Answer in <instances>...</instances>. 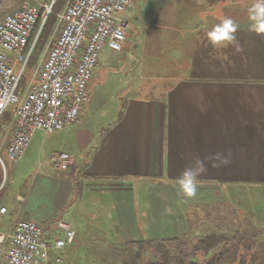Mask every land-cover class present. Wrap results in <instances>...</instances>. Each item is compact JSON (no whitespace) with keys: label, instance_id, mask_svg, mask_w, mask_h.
<instances>
[{"label":"crops","instance_id":"obj_1","mask_svg":"<svg viewBox=\"0 0 264 264\" xmlns=\"http://www.w3.org/2000/svg\"><path fill=\"white\" fill-rule=\"evenodd\" d=\"M184 3L176 14L173 0H134L122 49L106 48L93 74L128 65L141 47L133 95L95 144L82 122L89 99L65 130L35 133L14 163L29 169L13 184L4 179L1 231L33 219L58 235L65 220L76 234L61 264H119L116 247L206 235L238 218L264 232V0ZM225 20L232 39L214 45L210 33ZM59 151L72 156L68 170L49 162ZM196 157L207 170L187 197L178 178Z\"/></svg>","mask_w":264,"mask_h":264},{"label":"built area","instance_id":"obj_2","mask_svg":"<svg viewBox=\"0 0 264 264\" xmlns=\"http://www.w3.org/2000/svg\"><path fill=\"white\" fill-rule=\"evenodd\" d=\"M54 1L27 0L0 15V118L7 109L12 110L6 148L12 163L23 158L37 131L55 133L79 120L100 55L106 48L122 49L129 22L120 14L134 5V0H69L58 14L57 34L18 94L19 80ZM18 65L19 72L15 70ZM49 162L55 169L68 170L72 156L54 152ZM0 163L5 170L1 156ZM56 225L58 235L33 219L17 221L9 231L0 230V262L61 264L76 233L65 220H57Z\"/></svg>","mask_w":264,"mask_h":264},{"label":"rangeland","instance_id":"obj_3","mask_svg":"<svg viewBox=\"0 0 264 264\" xmlns=\"http://www.w3.org/2000/svg\"><path fill=\"white\" fill-rule=\"evenodd\" d=\"M25 1L27 0H0V15H4L16 8H19ZM30 2L38 3L39 0H30ZM173 2L176 4L172 8V12L176 14L184 12L183 7L185 5V0H173ZM177 2H181V5H178ZM120 15L127 16V13L122 12ZM56 34L57 31L53 32L52 38ZM142 57L143 49L141 47H135L128 54L130 65L119 63L112 69L103 68V70L99 74H96L91 80L88 86L89 101L85 104L84 113L82 114V122L85 123L83 129L86 131L87 135L90 136L91 143H97L106 127H108L117 118V115L122 109V106L124 105L126 99L133 95L132 84L130 82L128 83V80L133 74L137 73L135 67L136 64L142 59ZM105 58V54L100 55L99 59L103 62V64L107 62ZM131 69L133 71H131ZM15 70L19 72L20 66H15ZM34 70L30 69V65L28 64L24 72V74L27 75L28 81L31 79ZM10 139L11 132L7 128H5L2 119H0V156L5 163L4 179H9V183L13 184L17 181L16 177L18 175L24 174L25 171H27L29 168L28 166H25V164L15 165L7 158L6 148ZM236 213H233L232 215L237 217L240 216V214ZM236 221L237 222L235 223L233 222L228 224V226L226 225L227 227L225 228L222 227L215 230L216 233L224 232V234L227 236L228 248L230 249L228 260H230V263H237L241 259L250 261L251 256H254V261L256 264H264V232L256 231L248 223L243 221L242 218H238L236 219ZM205 230L209 231L213 230V228L211 229L210 227H208L207 229L205 228L204 231ZM203 235L204 233L202 232L197 234V236L195 235L186 238H180L184 242L181 247H183L185 251L186 258L200 260L208 256L207 253H204L202 250L195 246V241L196 239H198V236L202 237ZM178 243V241H171L168 244L176 250L177 247H179ZM220 246H222V244L215 247L213 250H211V252L216 251ZM129 247H116V250L119 251V253H121L122 251L121 257L123 262H120L119 264H130L125 263L126 260L142 261L143 259H147L148 254L153 253L152 250L150 251L148 246H143L141 244L132 245L131 248L134 249L129 250ZM127 251L129 254L133 252L132 254L134 255H127ZM108 261L109 260L107 259L106 261L103 260V262L108 264H116V261H113V259L110 260V262Z\"/></svg>","mask_w":264,"mask_h":264},{"label":"trees","instance_id":"obj_4","mask_svg":"<svg viewBox=\"0 0 264 264\" xmlns=\"http://www.w3.org/2000/svg\"><path fill=\"white\" fill-rule=\"evenodd\" d=\"M69 0H55L52 6L51 13L48 15L41 33L38 37V40L35 44V47L32 51V54L28 60V64L30 65V69L35 68L36 64L39 61V58L46 47L48 41L52 38L53 32L57 31L56 25L58 21V13L64 8L66 3ZM28 83L27 75L23 74L19 80V85L17 89V93L21 94L23 90L26 88ZM13 114L11 109H7L2 117L3 124L5 128L9 129L10 123L12 121ZM5 171L0 164V186L4 182ZM6 180L3 186L0 188V198L5 192ZM78 185V189H79ZM171 241H178L177 249L172 248L168 243ZM144 246H148L150 251L152 250V254H148L147 259H143L142 261H135L131 264H256L254 261V256H251V260L247 261L246 259H241L237 263H230L228 260V256L230 253V249L228 248V240L225 234H217L216 232H211L203 237L196 239L195 246L202 250L204 253H207L208 256L197 260V259H188L185 256V251L183 249L182 244L184 243L180 238H164L161 240H146L142 241ZM216 251L211 252L215 247L221 245ZM147 251V249H146ZM152 255V256H151ZM139 260V259H138ZM0 264H6L4 262H0Z\"/></svg>","mask_w":264,"mask_h":264},{"label":"clouds","instance_id":"obj_5","mask_svg":"<svg viewBox=\"0 0 264 264\" xmlns=\"http://www.w3.org/2000/svg\"><path fill=\"white\" fill-rule=\"evenodd\" d=\"M259 13L264 15V7L259 9ZM235 31L231 20H225L222 24L215 26L210 33V41L215 45L224 40H231L232 33ZM257 31L264 32V23L257 27ZM208 159V158H206ZM215 159L220 161V164H226L228 161L222 159L219 154H216ZM220 164L214 166L219 167ZM204 160L199 157L194 158L192 166L186 167L178 178V186L181 192L187 197H192L196 194L197 184L196 178L206 171Z\"/></svg>","mask_w":264,"mask_h":264}]
</instances>
